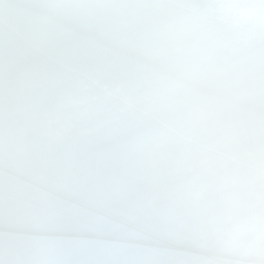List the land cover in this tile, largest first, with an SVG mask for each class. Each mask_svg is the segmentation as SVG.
I'll return each mask as SVG.
<instances>
[{
  "label": "clouds",
  "instance_id": "clouds-1",
  "mask_svg": "<svg viewBox=\"0 0 264 264\" xmlns=\"http://www.w3.org/2000/svg\"><path fill=\"white\" fill-rule=\"evenodd\" d=\"M0 264H264V0H0Z\"/></svg>",
  "mask_w": 264,
  "mask_h": 264
}]
</instances>
